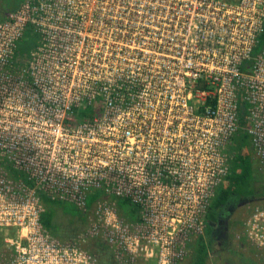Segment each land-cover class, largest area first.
<instances>
[{
  "label": "built area",
  "instance_id": "obj_1",
  "mask_svg": "<svg viewBox=\"0 0 264 264\" xmlns=\"http://www.w3.org/2000/svg\"><path fill=\"white\" fill-rule=\"evenodd\" d=\"M4 17L0 231L17 236L0 264H98L43 227V196L92 211L86 235L116 264H184L237 133L264 174V49L253 54L264 0H27ZM29 28L39 43L17 62ZM80 108L92 114L77 120ZM96 191L105 198L89 209ZM112 197L139 220L121 219ZM244 226L264 250V207Z\"/></svg>",
  "mask_w": 264,
  "mask_h": 264
},
{
  "label": "trees",
  "instance_id": "obj_2",
  "mask_svg": "<svg viewBox=\"0 0 264 264\" xmlns=\"http://www.w3.org/2000/svg\"><path fill=\"white\" fill-rule=\"evenodd\" d=\"M19 5L15 6L17 8ZM5 19V17L0 20ZM34 35L32 28L26 33ZM25 33V34H26ZM29 33V34H30ZM26 35L18 42L16 48V61L20 55L17 54L19 44L24 40ZM21 49V48H20ZM264 49V27L258 38V42L254 48L253 54L258 55ZM22 51V50H21ZM242 105L241 117L243 118ZM92 114L91 108H80L75 110V117L81 120ZM243 122V119H242ZM233 150L235 151V159L232 161L230 173L222 181L216 190L207 215V226L202 236L196 237L189 244L190 255L185 264H210V256L212 253L220 255L226 264H264V250L250 248L248 253L237 249L232 242V235L229 232L227 239L223 241L222 248L215 250L214 229L217 228V222L221 212L225 211L227 203L236 199V203L243 201L244 205L252 200H260L264 196V174L258 169V162L252 157L249 136L246 133L239 132L233 139ZM256 171L262 173V177L256 176ZM12 173L17 180L21 179L18 174ZM105 198L104 194L96 191L89 195L88 208L92 207L96 201ZM116 204L118 216L126 222L132 223L139 220V209L126 198H110ZM258 202H262L261 200ZM44 212L41 215L43 227L54 237L61 241H77L83 248L90 251L97 258L98 264H116L113 254L109 246L99 237H90L86 235L84 227L87 224L88 214L80 211L76 206L68 202L57 201L43 196ZM233 216V215H232ZM232 216L228 220V229L234 224L237 226L240 221L233 220ZM236 224V225H235ZM240 228V227H239ZM240 244L246 246V237L241 235L238 239ZM248 243V242H247ZM254 247V246H253ZM248 248V246H247Z\"/></svg>",
  "mask_w": 264,
  "mask_h": 264
},
{
  "label": "rangeland",
  "instance_id": "obj_3",
  "mask_svg": "<svg viewBox=\"0 0 264 264\" xmlns=\"http://www.w3.org/2000/svg\"><path fill=\"white\" fill-rule=\"evenodd\" d=\"M25 1H27V0H0V3L6 4L8 7H14V6L22 4ZM29 33L25 34L26 36H25L24 40H22V42H20V44H19L20 46H19V49L17 50L18 51L17 54L20 55V58H18V60L27 59L29 52L39 43L38 36L36 34L31 35V33L30 34ZM256 176L261 178L263 175L261 172L256 171ZM257 207H261V208L264 207V202L263 201L262 202L256 201L254 203H247L246 205H244V207L241 210L236 209L234 212L235 214L232 216L231 224L233 223V220L239 219L238 221H240V223L237 226H234V224L230 226V233L233 237L232 242H233V245L237 249L243 250L244 253H248V251L251 247L252 248H255V247H253L248 242L247 239H246V246L243 247L240 244V241H238V239L241 235H244V227H245L244 223H245L246 217L249 215V213L253 209H255ZM90 208H91V206H90ZM87 214H88V219H87V224L84 227V231L88 230V228L91 224L90 219H92L94 216V215H92V211L88 212ZM9 236L16 237L17 236L16 231L10 230V229L0 231V252H3L6 250L5 238H7ZM247 246H248V248H247ZM209 259H210V264H226L225 260L220 255L218 256L214 253L211 254Z\"/></svg>",
  "mask_w": 264,
  "mask_h": 264
},
{
  "label": "flooded vegetation",
  "instance_id": "obj_4",
  "mask_svg": "<svg viewBox=\"0 0 264 264\" xmlns=\"http://www.w3.org/2000/svg\"><path fill=\"white\" fill-rule=\"evenodd\" d=\"M14 7H8L6 4L0 3V19L6 16L10 11H12ZM258 200H254V201L252 200V202L249 203H254ZM260 200L264 202V196ZM243 207H244L243 201L236 203V199H234L229 201L227 203V207L225 208V211L220 213L219 220L217 222V228H215L213 232V236H215L216 239L215 250L222 248L223 241L227 239V234H229L230 232L227 227L229 217L235 214L234 212L236 209L241 210Z\"/></svg>",
  "mask_w": 264,
  "mask_h": 264
}]
</instances>
